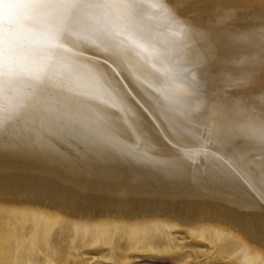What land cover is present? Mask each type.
Here are the masks:
<instances>
[{
	"label": "bare ground",
	"instance_id": "bare-ground-1",
	"mask_svg": "<svg viewBox=\"0 0 264 264\" xmlns=\"http://www.w3.org/2000/svg\"><path fill=\"white\" fill-rule=\"evenodd\" d=\"M61 220L264 264V0H0V243Z\"/></svg>",
	"mask_w": 264,
	"mask_h": 264
},
{
	"label": "rangeland",
	"instance_id": "rangeland-1",
	"mask_svg": "<svg viewBox=\"0 0 264 264\" xmlns=\"http://www.w3.org/2000/svg\"><path fill=\"white\" fill-rule=\"evenodd\" d=\"M25 231L19 230L21 234H27L28 227ZM75 231L67 220L58 221L50 236L52 247H49L47 241L36 240L31 236L19 241L13 236H8L2 244L0 243V264H253L242 254H233L229 258L211 257L212 254L207 248L203 249L206 254L201 258L196 257L191 250L183 255L172 254L166 244L155 246L152 251L136 250V244L131 240H122L118 255H115L111 252L112 246L108 244V240L103 238L99 244L90 247L81 234ZM79 237H82V240ZM223 237H218L216 243H224ZM179 242L183 244L182 241ZM198 244L202 247L209 245L205 241Z\"/></svg>",
	"mask_w": 264,
	"mask_h": 264
}]
</instances>
